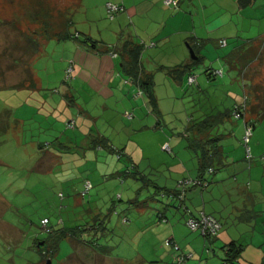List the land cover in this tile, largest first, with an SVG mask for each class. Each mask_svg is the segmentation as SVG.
I'll return each instance as SVG.
<instances>
[{
  "label": "rangeland",
  "instance_id": "obj_1",
  "mask_svg": "<svg viewBox=\"0 0 264 264\" xmlns=\"http://www.w3.org/2000/svg\"><path fill=\"white\" fill-rule=\"evenodd\" d=\"M135 2L0 0V264L42 263L34 242L45 248L44 241L51 236L42 229L45 218L52 230L76 233L61 242L53 264H153L157 261L153 251L161 244L164 247L168 238L167 224L159 222L158 211H165L171 201L166 194L159 195L153 178L169 174L166 165L175 157L160 152L163 142L176 146L180 151L176 156L185 163L193 154L188 150V133L198 128L208 130L206 137L222 134L225 154L239 147L235 135L243 121L235 119L231 109L244 104V93L259 102L257 93L262 91L244 88L249 75L230 68L224 58L193 62L192 72L182 69V82L177 83L161 69L181 62L182 50L146 49L143 61L148 74L158 77L154 89L158 88L161 103L137 100V105L124 111L115 104L104 110L100 107L104 101L92 99L86 79L77 80L67 37L72 34L85 41L88 36L102 50L123 34L145 37L136 29V18L123 16L122 11L110 19L107 12V4L128 9ZM232 48L229 43L219 52L223 56ZM211 63L214 70L223 71L221 76L215 77ZM188 75L196 78L195 83L189 84ZM74 84L83 88L82 97L67 92ZM247 106L248 113L258 108ZM225 112L231 117L223 116ZM125 113L131 114L129 120L121 118ZM123 121H144V125L136 126L133 136L122 132L121 125L116 128ZM102 140L109 141L102 146ZM111 146L114 151L108 149ZM239 151L243 153V148ZM86 181L92 188L83 195ZM194 192L204 194L200 189ZM168 216L173 222L169 210ZM197 237L204 240L200 233ZM201 260L197 264H206Z\"/></svg>",
  "mask_w": 264,
  "mask_h": 264
},
{
  "label": "crops",
  "instance_id": "obj_2",
  "mask_svg": "<svg viewBox=\"0 0 264 264\" xmlns=\"http://www.w3.org/2000/svg\"><path fill=\"white\" fill-rule=\"evenodd\" d=\"M164 1L138 0L137 3L128 6V9L123 6V16L136 18V29L138 28L145 37H140L139 34L138 36L123 34L117 42H107L102 50L97 49L98 46L95 48V45L76 40L70 34L67 41L70 46H67L72 52L68 58L74 62L77 80L79 77L86 79L88 91L91 90L93 95L92 99L99 97L104 101L100 105L104 110L108 104L122 107V111L128 110L133 108L134 104H138L137 100H144V104L148 105L151 101L161 103L158 88L154 89L157 87L154 80L158 77L153 72L148 74L150 71L143 61L144 51L150 48H159L163 52L165 49L178 47L180 51L182 50L184 59L173 67L179 69L189 66L187 71L190 73L194 66L193 62L201 60L207 64L209 59L217 57L224 58L227 63L229 61L230 68L236 69L237 72L249 75L243 84L244 88L262 91L257 93L259 102L254 103L253 99L250 101L253 107L258 108H254L252 113H248L247 109L244 121L254 125L253 139L251 138L249 142V145L253 142L252 148L249 146L252 158L250 160L246 158L243 122V125H237L235 137L239 147L233 152L225 154L222 142L226 138L222 134L215 136L225 138L223 141L220 139L217 146L221 151L220 163L216 160L213 167L206 169L203 177L199 178V156L189 145L188 150L193 154L187 158L189 163H185L184 159L176 156L180 152L176 151V146L171 147L169 142L165 141L160 152L165 150L172 156L175 155L166 165L169 174L162 178L156 177L158 180L153 178L154 182L148 179L153 182L155 188H158L159 195L166 194L171 199L163 207L166 208L165 211H158V219L161 224H167L164 227L168 236L166 240H174L185 254L193 255L185 264H197L200 258L206 260V264L213 263V259L217 261L216 264H264V78H261V75H264V0H178L177 6H166ZM121 23H124V19ZM124 31L123 33H126ZM221 41H225L226 46H222ZM229 43L233 48L229 52L223 51L221 56L219 51L222 48L225 50ZM151 44L154 46L150 47ZM190 49L194 51L196 59L191 57ZM216 53L218 55H215ZM214 64L211 63L210 69L215 77L219 74L221 76L223 71L216 70L218 68L214 70L212 68ZM173 67L161 70L174 82L177 80V83L182 82V76L175 79L169 75ZM190 77L193 75H188V82ZM193 78L196 81V78ZM70 88L67 92H71V96L73 93V97H82L79 93L83 88L79 90L76 84ZM245 96L244 93V98ZM232 105L237 104L233 102ZM81 110L83 111L82 107ZM89 111L92 113L94 110ZM122 117L124 120L128 119L127 115H121ZM160 121L158 119L157 126H160ZM143 123L144 121L140 124L138 121H131L127 124L123 121L116 128L121 125L122 132L127 131L134 136L135 127H143ZM103 131H99V135H104ZM192 133L189 132L188 136L191 137ZM198 137L204 139L205 134H198ZM171 139L173 141V138ZM105 141L107 140L101 141L102 146ZM128 146L121 150L125 151ZM166 146L168 150L165 149ZM242 148L243 153L239 151ZM127 155L124 153V156ZM127 159L128 163L134 164L129 155ZM159 166L154 168L158 169ZM136 170L135 167L134 171ZM213 175L216 177L215 180H212ZM183 179L202 182V187L195 186L187 190L183 203L191 210L193 216L203 211L218 219L222 224L218 236L202 240L201 237H197L198 232L189 229V237L185 233L187 224L185 221L184 225L182 219H187L188 215L178 208L180 202L175 196L178 182ZM199 189L204 194L197 195L194 192ZM199 198L202 203L196 204ZM212 204L215 207H212ZM168 210L174 218L173 222L169 219ZM207 241L211 246L209 256H206L209 248ZM230 243H234L240 250L235 261H230L227 257L226 252ZM153 253L157 258L153 264H177L172 248L163 247L161 244ZM209 257L213 258L210 262Z\"/></svg>",
  "mask_w": 264,
  "mask_h": 264
},
{
  "label": "built area",
  "instance_id": "obj_3",
  "mask_svg": "<svg viewBox=\"0 0 264 264\" xmlns=\"http://www.w3.org/2000/svg\"><path fill=\"white\" fill-rule=\"evenodd\" d=\"M166 6H177L178 0H165L164 1ZM124 11V8L119 5H112L107 4V12L110 16V19H114V16L119 14V12ZM222 45H225V41H222ZM154 44H151L150 47H153ZM116 54L114 55V57ZM216 74V73H215ZM219 74V73H218ZM195 82V79L193 77L189 78V84H193ZM245 111V104H242L241 106H234V110L232 112L235 119L240 118L241 114ZM130 118V114H126ZM252 134V128L247 127L244 135V144L246 146V152H247V158L250 159V149L247 146L250 140V136ZM165 149H169L168 146L165 147ZM212 172V171H211ZM202 187V182L199 180H193V179H183L178 182L177 185V193H175V196L177 200L180 202L179 208L184 211L187 215V221L186 224L192 230L193 232L200 233L204 238H214L218 236L222 229L221 222L213 217L212 215H208L204 213L203 211L198 213L197 216H193L191 210L184 205L183 201L186 196V192L191 187ZM92 188V184L90 182H85L84 184V192L83 195L89 193V191ZM50 221L49 219L45 218L41 221L42 229L46 231L47 233L50 231L49 227ZM164 245L166 247L172 248L174 251L176 258L175 261L177 264H185V262L193 257L192 254H185L181 247L172 239H167L164 241Z\"/></svg>",
  "mask_w": 264,
  "mask_h": 264
},
{
  "label": "trees",
  "instance_id": "obj_4",
  "mask_svg": "<svg viewBox=\"0 0 264 264\" xmlns=\"http://www.w3.org/2000/svg\"><path fill=\"white\" fill-rule=\"evenodd\" d=\"M68 37H70V35ZM72 38H74V35H72ZM84 42H86L90 45H95V48L97 47V42L92 41L91 38L88 36L86 37V40ZM184 68L186 69V66L180 67L179 69L175 68V71L170 70L169 75L174 77L175 79H178L181 76V70ZM144 86H146V85H144ZM151 103H154V101H151ZM249 103H250V99L246 95L244 98L245 111H244V113L241 114L240 118H238V119L242 120L243 122L245 121V117H246L245 115H246V112L248 109L247 105H249ZM233 110H234V107L231 109V112H233ZM222 115L223 116H229L231 114L229 112H225ZM216 123H217V121H216ZM244 124H245V131H246L247 127L252 128V134L250 136V140H251V137H252L253 132H254V125L252 123H246V122H244ZM210 126H212V125L209 124V127ZM207 131L208 130H206V129L198 128V129L193 131L192 136L189 137V139H188L190 141V144H189L190 148L193 151H195L196 154H198V156H199V164H200L199 165V173H200L199 178L203 177V174L205 173L206 169L213 167L214 163H216L215 162L216 160H217V162L220 163L221 151L217 147L218 142L220 140V137L219 136L218 137H211V136L206 137V135H205L204 139H201L198 137V134H202L204 132L207 133ZM250 140H249V142H250ZM247 146L249 147V143ZM108 149L110 151H114V149L111 147ZM250 156H251V153H250ZM246 158H247V152H246ZM251 158L252 157H250V159ZM48 233L51 236H49L48 239H46L44 241L45 242V248L40 247L41 245H39L40 243H38V241L34 242V245L40 250V255L42 258L41 264H43L47 259L53 258V256L56 254L57 249L59 248L61 242L65 241L67 239H73L76 236V233H73L71 230H68V229L67 230H57V231L50 230ZM47 241L51 242L50 244H48V247H51V248H48V247H47L48 249L46 248ZM239 252H240L239 248L234 243H230L228 246V250L226 252L228 260L235 261L237 259V256H239Z\"/></svg>",
  "mask_w": 264,
  "mask_h": 264
},
{
  "label": "water",
  "instance_id": "obj_5",
  "mask_svg": "<svg viewBox=\"0 0 264 264\" xmlns=\"http://www.w3.org/2000/svg\"><path fill=\"white\" fill-rule=\"evenodd\" d=\"M190 54H191V57L193 58V59H196V57H195V54H194V51L192 50V49H190ZM44 264H53L52 263V259H47L46 261H45V263Z\"/></svg>",
  "mask_w": 264,
  "mask_h": 264
}]
</instances>
